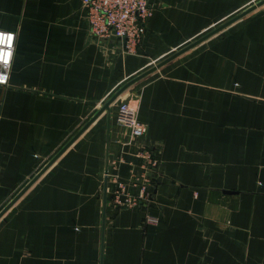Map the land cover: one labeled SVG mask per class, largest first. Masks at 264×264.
Listing matches in <instances>:
<instances>
[{"label": "crops", "instance_id": "crops-1", "mask_svg": "<svg viewBox=\"0 0 264 264\" xmlns=\"http://www.w3.org/2000/svg\"><path fill=\"white\" fill-rule=\"evenodd\" d=\"M256 1L148 0L128 52L87 32L81 0H0V264H264V2L103 107ZM124 101L143 136L116 121ZM141 143L150 197L115 207L103 172L142 180Z\"/></svg>", "mask_w": 264, "mask_h": 264}, {"label": "built area", "instance_id": "built-area-1", "mask_svg": "<svg viewBox=\"0 0 264 264\" xmlns=\"http://www.w3.org/2000/svg\"><path fill=\"white\" fill-rule=\"evenodd\" d=\"M81 3L85 8L84 16L90 35L98 39L115 37L126 51L135 49L150 14L148 0H81ZM14 36L13 30L0 28V85L7 84ZM115 119L128 127L133 135L143 136L146 131V125L136 117L135 108L125 101L117 105ZM137 153L143 167L142 180L133 175L120 179L115 174L107 173L106 169L103 172L104 177L108 176L114 183L111 202L115 207H132L150 197L153 182L149 173L155 166L156 158L144 143L139 145ZM131 184L137 187L136 191H130ZM146 219L152 222L157 220L153 215H146Z\"/></svg>", "mask_w": 264, "mask_h": 264}, {"label": "water", "instance_id": "water-1", "mask_svg": "<svg viewBox=\"0 0 264 264\" xmlns=\"http://www.w3.org/2000/svg\"><path fill=\"white\" fill-rule=\"evenodd\" d=\"M264 2V0H257L255 3L249 5L248 7L242 9L241 11L237 12L236 14L232 15L231 17H229L228 19H226L225 21L221 22L220 24L216 25L215 27H213L212 29H210L209 31H207L206 33L202 34L201 36L197 37L196 39L190 41L189 43H187L186 45L182 46L181 48L177 49L176 51H174L173 53H171L170 55L164 57L163 59L159 60L158 62H156L154 65H151L150 67H148L147 69H145L144 71L140 72L139 74L135 75L134 77L130 78L128 81H126L119 89H117L115 91V93L110 96V98H108L107 101H105V103H103V107H105L107 105V103L113 98V96L119 91L121 90L124 86H126L127 84H129L130 82L134 81L136 78L142 76L143 74L147 73L148 71H150L151 69H153L154 67L162 64L163 62H165L166 60L170 59L171 57H173L174 55H176L177 53L181 52L182 50H184L185 48L195 44L196 42H198L199 40L203 39L204 37H206L207 35L213 33L214 31L218 30L219 28H221L222 26L226 25L227 23L231 22L232 20L240 17L241 15L245 14L246 12H248L249 10H251L253 7H255L256 5H259L260 3ZM32 180V179H31ZM31 180L26 183L18 192L17 194L7 203V205L13 201V199L18 196L25 188L26 186L31 182ZM103 191H104V183H105V177L103 178ZM6 205V206H7ZM102 205H104V195L102 198ZM5 208V207H4ZM3 210V209H2ZM2 210L0 211V213L2 212ZM102 216H103V212H102Z\"/></svg>", "mask_w": 264, "mask_h": 264}]
</instances>
